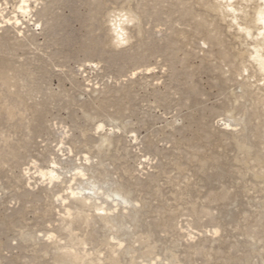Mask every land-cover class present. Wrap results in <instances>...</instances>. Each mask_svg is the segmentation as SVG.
Returning a JSON list of instances; mask_svg holds the SVG:
<instances>
[{
	"label": "rangeland",
	"instance_id": "1",
	"mask_svg": "<svg viewBox=\"0 0 264 264\" xmlns=\"http://www.w3.org/2000/svg\"><path fill=\"white\" fill-rule=\"evenodd\" d=\"M127 1L139 19L116 47L105 15L126 0H0V264H264L245 47L208 0ZM78 169L125 203L81 207Z\"/></svg>",
	"mask_w": 264,
	"mask_h": 264
},
{
	"label": "bare ground",
	"instance_id": "2",
	"mask_svg": "<svg viewBox=\"0 0 264 264\" xmlns=\"http://www.w3.org/2000/svg\"><path fill=\"white\" fill-rule=\"evenodd\" d=\"M208 2L209 4L205 5L206 11L217 17L220 22L225 21L226 28L233 29L235 32L234 38L241 46L245 47L233 55V58L238 59V71L241 72V74L246 73V78L249 77V73H251L250 77H256V82L261 84L262 91L264 92V70H262V65H264V37L260 36V31L264 28V25L259 23L261 17L259 0H250V2L249 0H233V4L235 6V10L233 12L228 11V7H230V5L227 3V0H208ZM241 4H243V9L240 7ZM137 19L139 18H137L136 14H134L131 10L127 0L120 6L113 7L110 11H108L105 15V23L108 24L107 29L110 34L109 44L116 47L127 44L130 39L127 33V26L130 23L132 24ZM234 19L237 21L239 27H237L236 24H233ZM240 28H244L245 31L241 32ZM249 33H251V38H249ZM253 57H255V59H253ZM262 106L264 107V101ZM260 116L261 114H255L257 119L260 118ZM257 132L258 138L261 143L264 144V115ZM237 151L241 153V155L243 154L245 158H250L252 155L248 147H246L243 143H237ZM77 175L79 179L77 180V176H75L77 183L72 191L70 190L69 195L70 197H76L80 202L81 207L86 206L94 212H102V210L105 209L103 206L104 204H107V206L110 204V208L112 209L113 207L115 208L116 205L125 203V198L122 197L119 190L110 189V187L109 189H106L91 178L86 180L83 179L84 176L80 170L77 172ZM253 175L255 176V174ZM40 176V179H46L49 184L57 177L53 167L49 168L45 172L43 171ZM258 179L260 182L264 183V174L257 177L256 180L258 181ZM89 202H91V205H89ZM88 217L89 216H87V218ZM101 220L104 225L111 230V221L105 217H102ZM74 246L75 243L70 242V247L74 248ZM82 255L80 256L77 252L69 250L64 254V258H56V261H68L73 264H82Z\"/></svg>",
	"mask_w": 264,
	"mask_h": 264
},
{
	"label": "snow or ice",
	"instance_id": "3",
	"mask_svg": "<svg viewBox=\"0 0 264 264\" xmlns=\"http://www.w3.org/2000/svg\"><path fill=\"white\" fill-rule=\"evenodd\" d=\"M249 2H250V0H249ZM227 3L230 5V7H228V11H229V12H233V11L235 10V6H234V4H233V0H227ZM25 4H26V0H20L19 10H20L21 12H23L24 7H25ZM259 5H260V9H261V17H260L259 23H260L261 25H264V0H259ZM240 7H241V9H243V4H241ZM8 23H12V21L9 20ZM16 23L19 24L20 21L17 20ZM233 24H236L237 27H239V25H238V23H237V21H236L235 19L233 20ZM35 26H36L37 28L40 27L39 24H36ZM0 27H2V25H0ZM240 31H241V32H244L245 29H244V28H240ZM19 35L22 36L23 33L21 32V33H19ZM260 36H261V37H264V28L261 29V31H260ZM249 38H251V33H249ZM253 59H255V57H253ZM262 70H264V65H262ZM245 74H246V73H245ZM53 166L55 167V165H53ZM122 246H123V245H121V247H122Z\"/></svg>",
	"mask_w": 264,
	"mask_h": 264
}]
</instances>
